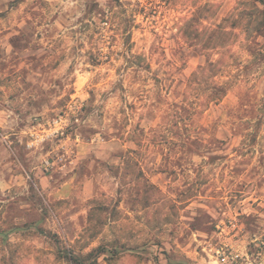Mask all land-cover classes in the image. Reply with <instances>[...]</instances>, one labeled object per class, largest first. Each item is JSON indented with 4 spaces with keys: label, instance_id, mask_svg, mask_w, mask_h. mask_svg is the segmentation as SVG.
I'll use <instances>...</instances> for the list:
<instances>
[{
    "label": "rangeland",
    "instance_id": "374dc122",
    "mask_svg": "<svg viewBox=\"0 0 264 264\" xmlns=\"http://www.w3.org/2000/svg\"><path fill=\"white\" fill-rule=\"evenodd\" d=\"M219 249L264 264V4L0 0V264Z\"/></svg>",
    "mask_w": 264,
    "mask_h": 264
},
{
    "label": "built area",
    "instance_id": "2783aa9c",
    "mask_svg": "<svg viewBox=\"0 0 264 264\" xmlns=\"http://www.w3.org/2000/svg\"><path fill=\"white\" fill-rule=\"evenodd\" d=\"M29 147H32L33 144H28ZM219 255V259L222 264H252L251 260H249L248 257H245L243 255H240L239 253L235 251H229L228 253L220 251V249L217 251Z\"/></svg>",
    "mask_w": 264,
    "mask_h": 264
},
{
    "label": "trees",
    "instance_id": "16d2710c",
    "mask_svg": "<svg viewBox=\"0 0 264 264\" xmlns=\"http://www.w3.org/2000/svg\"><path fill=\"white\" fill-rule=\"evenodd\" d=\"M256 1H258V2H260V3H262V4H264V0H256ZM101 255V254H100ZM77 264H83V262H81V263H77Z\"/></svg>",
    "mask_w": 264,
    "mask_h": 264
}]
</instances>
